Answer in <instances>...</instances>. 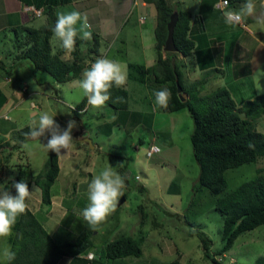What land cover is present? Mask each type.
Wrapping results in <instances>:
<instances>
[{
	"label": "rangeland",
	"instance_id": "obj_1",
	"mask_svg": "<svg viewBox=\"0 0 264 264\" xmlns=\"http://www.w3.org/2000/svg\"><path fill=\"white\" fill-rule=\"evenodd\" d=\"M168 2L175 4L172 0ZM5 34L7 38L0 35V81H6L5 77L11 75L14 89L13 96H9L11 108L0 113V117L17 124L1 129L2 137L15 138L16 141V145L9 144L0 138L1 153L20 149L24 155V179L33 181L43 169L50 134L46 133L40 139L29 136L21 142L18 131L24 125L37 127L39 115L45 112L54 117L61 129H65L70 120L76 123L71 148L67 153L61 150V156H57L58 172L49 188L51 205H42L34 211L54 240L71 241L81 231H86L91 240L89 250L99 259L98 262L91 260L95 264H213L211 259L221 264H253L257 257L264 255V224L240 232L229 249L220 254L216 252L221 247L223 234V217L216 208L218 199L242 182L254 178L256 168L264 166V154L253 162L224 170L225 187L220 193L213 194L202 185H195L193 192L198 167L189 142L191 118L186 108L168 113L155 103L154 91L167 88L171 93V81L157 83L149 70L143 93L134 95L125 90L123 93L121 87L113 85L111 98L105 106L95 109L88 104L79 84L74 81L59 83L55 88V82L51 83L48 74L38 70L33 73L24 62L19 70L6 73L3 65L20 58L21 52L10 57L15 42L12 33ZM51 44H57L54 36ZM90 44L91 40L88 44L81 42L77 45L79 64L84 69L94 63L91 57H87ZM165 53L162 49L161 55ZM171 53L177 66L183 64L178 53ZM71 58L69 53L68 61ZM190 77L186 80L181 76L183 90L176 91L183 100L190 97L186 90L195 84ZM35 80L48 82L38 86ZM208 83L205 88H195L196 96L216 89V84ZM131 85L129 82L128 92ZM6 100L0 98V107ZM15 105L17 110H13ZM31 111L35 112L34 116H30ZM261 124L264 129V114ZM25 144L29 147H23ZM110 166L125 180L123 200L106 222L97 230H91L81 215L89 203L88 185L94 176ZM196 231L210 240L206 256ZM121 235L131 236L141 253L137 257H119L116 263H112V259L103 255L104 245Z\"/></svg>",
	"mask_w": 264,
	"mask_h": 264
},
{
	"label": "trees",
	"instance_id": "obj_2",
	"mask_svg": "<svg viewBox=\"0 0 264 264\" xmlns=\"http://www.w3.org/2000/svg\"><path fill=\"white\" fill-rule=\"evenodd\" d=\"M21 1L34 7H42L46 24L38 28L13 29L15 45L24 49L21 50L20 56L27 58L32 68L49 73L57 83L75 76L80 69L77 45L83 40L76 37L74 50L70 52L72 58L68 62L51 55L48 38L53 34L52 29L56 21L52 7L54 0ZM144 1L152 3L156 11L155 60L150 69L136 66L139 78L144 80L148 76L147 72L151 70L155 82L171 81L173 90L166 110L174 112L186 108L192 122L189 142L193 160L198 167L192 191H195V185H202L213 194L220 193L225 187L224 170L253 162L264 154V136L256 130L253 123L264 110V93L244 101L237 107L224 87H218L200 97L196 96L195 92L203 81L200 80L186 90L191 94L190 97L181 101L176 93V86L183 90L181 72L173 53L165 51V55H161L169 15L173 11L177 15L172 31L175 53L187 56L194 49L197 66L204 69L212 65L208 58V49L201 48L199 44L194 45L193 38L188 37L190 15L187 11L177 8L175 6L177 2L170 4L167 0ZM227 1L230 4L243 0ZM193 21L198 23L199 28L201 27L198 17ZM87 52L92 55L98 54L96 35H92ZM122 92L125 93L123 89ZM239 113H243L242 118L239 117ZM31 129L27 126L22 127L18 131L19 141L22 142L29 137L26 134ZM57 172V155L48 151L42 171L33 177V183L40 190V201L43 205L48 206L50 203L49 188ZM256 173L254 178L242 182L218 199L216 208L223 217L222 244L216 251L218 254L229 249L240 232L264 224V166L256 168ZM195 234L206 256L210 240L202 232L196 231ZM10 247L15 253V259L11 264H55L61 256H74L84 252L91 247V240L86 231H81L71 241H55L27 209L14 225ZM140 253L137 242L128 235H121L108 241L103 249V255L107 259L128 255L137 257ZM93 260L98 262L99 259ZM211 261L213 264H221L215 259ZM253 264H264V255L257 257Z\"/></svg>",
	"mask_w": 264,
	"mask_h": 264
},
{
	"label": "crops",
	"instance_id": "obj_3",
	"mask_svg": "<svg viewBox=\"0 0 264 264\" xmlns=\"http://www.w3.org/2000/svg\"><path fill=\"white\" fill-rule=\"evenodd\" d=\"M172 1L177 2L175 5L177 8L189 13L190 21L187 35L193 38L194 45L199 44L201 48L208 49V58L212 64L207 68L199 69L194 49L187 56L179 54V57L183 61V64L180 63L178 65L181 76L186 78V80L192 76L195 83L203 80L198 88L207 87L209 85L208 82L216 84L214 88L224 87L237 107L242 105L244 101L263 94L264 24L257 23L254 17H245L238 24L228 25L225 22L224 16L226 11L215 7V3L219 0ZM245 2L246 0L230 3L227 9L228 11L238 12ZM252 2L256 5V15H264V0H252ZM52 7L56 19L58 12L79 11L86 15L91 25L90 30L92 35H96L98 39V54L92 55L87 52V57H91V60L94 62L98 58H107L118 63L126 74V82L121 88L128 94L136 95L139 92H144L143 83L145 79L141 80L139 78L136 66L150 69L155 60L154 28L156 25V11L152 3L144 0H54ZM196 17L201 21L200 28L198 23L193 21ZM45 24L46 18L42 13V7H34L32 4L23 3L21 0H0V35L2 34L7 38L5 33L10 32L12 33L13 41H15L14 38L16 37L13 29L18 27L38 28ZM52 36L54 35L51 34L48 38L50 54H54L60 60L68 62L69 53H66L61 48L60 42L57 39L56 46H53L51 44ZM77 38H80L79 34ZM89 41L83 40L86 44ZM13 48L14 51L9 53L10 57L15 54L18 55L23 49L16 45ZM23 62L28 65L30 71L36 73L34 71L36 69L32 68L28 64L27 58H23V56H20L15 61L10 60V63H7L8 65H3L4 70L7 72L8 70H19ZM189 67L191 70H189ZM82 68L83 65L78 71L80 72L78 76L76 74L70 80L64 82L68 84L74 81L78 85L80 81L78 77H83L84 72L88 70ZM38 71L46 73L49 78H52L46 71L41 69H38ZM10 79H13L11 75L5 77L6 81H0V98L2 100L3 98H7L0 107V113L11 108L10 102L12 100L9 96H13L11 93L14 85L12 83L13 80L11 81ZM52 80L51 83L55 82V88H57L59 83ZM47 82V80L39 82L35 80L38 86ZM64 82H60V84ZM129 82L132 85L128 92L127 87ZM13 110H17V105H15ZM176 111L168 113H175ZM34 113V111H31L30 116H34ZM263 114L264 110L259 117L253 120V123L256 130L264 136V129L261 124ZM16 124L13 120L7 121L0 117V132L3 127L11 128ZM27 127L32 128L30 126ZM2 136L0 135L2 142L6 141L9 144L14 143L16 145L15 138L10 140V138ZM20 147L18 145V148ZM1 151L0 192L7 190L10 194L16 195L14 184L20 181L26 182L23 176L24 163H22L24 155L20 149L17 150L16 148L10 151L7 150L5 154L1 153ZM1 154H4V156H1ZM26 183L28 184L29 191L32 192L30 198L26 201L28 204L27 209L38 220L34 211H37L35 209L43 205L40 201V190L33 181H27ZM49 194L50 206L52 194ZM44 206L47 207L46 205ZM40 224L46 230L42 222ZM13 231L14 227L11 236L0 239V250L6 246H10ZM46 232L51 236L47 230ZM90 251L88 248L84 252L74 256H61L55 264H95L91 260L98 259V257L94 256ZM88 253H91L94 257L88 259L86 257ZM116 260L112 259L111 262L116 263ZM5 263L6 261L0 259V264Z\"/></svg>",
	"mask_w": 264,
	"mask_h": 264
},
{
	"label": "clouds",
	"instance_id": "obj_4",
	"mask_svg": "<svg viewBox=\"0 0 264 264\" xmlns=\"http://www.w3.org/2000/svg\"><path fill=\"white\" fill-rule=\"evenodd\" d=\"M225 22L228 25L238 24L245 17H254L256 22L264 24V15H256V5L252 0H246L238 12L226 11ZM91 25L88 17L79 11L58 12L55 25L52 29L54 38L60 42V46L66 53L74 50L76 37L88 41L92 39ZM126 82V74L120 65L107 58H98L83 74L79 81L82 95L87 98L88 104L95 109L105 106L111 98L110 89L115 85L121 87ZM155 103L158 107L167 109L170 91L167 88L154 91ZM76 127L75 121H68L67 127L61 129L54 117L48 113L39 115L38 126L30 130L26 135L33 139H40L46 133L50 134L46 148L61 156V150L67 151L72 146V130ZM23 147L28 148L27 144ZM114 167L104 168L93 177L88 185V205L82 210L84 223L91 230H97L107 218L115 211L119 198L125 188L124 178L115 172ZM16 195L5 190L0 192V239L12 235V229L17 218L25 214L30 198L28 184L20 181L14 184ZM0 259L11 264L15 259V253L10 246L0 250Z\"/></svg>",
	"mask_w": 264,
	"mask_h": 264
},
{
	"label": "water",
	"instance_id": "obj_5",
	"mask_svg": "<svg viewBox=\"0 0 264 264\" xmlns=\"http://www.w3.org/2000/svg\"><path fill=\"white\" fill-rule=\"evenodd\" d=\"M176 19H177L176 12L173 11L169 15L168 21L166 23V35H165V39H164L163 47H162V49L166 52H174L176 50L173 44V39H172V31H173V27L175 25ZM179 90L180 88L176 86V91L179 92ZM178 97L181 101L183 100V97L180 94H178ZM239 117L242 118L243 113H239ZM122 200H123V197H120L117 205L121 203Z\"/></svg>",
	"mask_w": 264,
	"mask_h": 264
},
{
	"label": "built area",
	"instance_id": "obj_6",
	"mask_svg": "<svg viewBox=\"0 0 264 264\" xmlns=\"http://www.w3.org/2000/svg\"><path fill=\"white\" fill-rule=\"evenodd\" d=\"M229 6V3H228V1L227 0H219L217 3H215V7L216 8H219L220 10H224V11H228V9H227V7ZM154 150V149H153ZM150 153V151H148L147 152V154H149ZM86 257L88 258V259H90V258H92V254L91 253H88L87 255H86Z\"/></svg>",
	"mask_w": 264,
	"mask_h": 264
},
{
	"label": "bare ground",
	"instance_id": "obj_7",
	"mask_svg": "<svg viewBox=\"0 0 264 264\" xmlns=\"http://www.w3.org/2000/svg\"><path fill=\"white\" fill-rule=\"evenodd\" d=\"M155 150V149H154Z\"/></svg>",
	"mask_w": 264,
	"mask_h": 264
}]
</instances>
